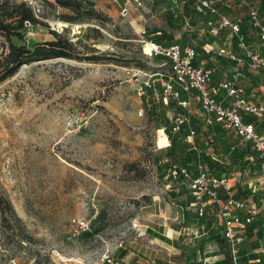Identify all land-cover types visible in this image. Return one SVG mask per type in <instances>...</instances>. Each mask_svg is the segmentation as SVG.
<instances>
[{
  "label": "rangeland",
  "instance_id": "374dc122",
  "mask_svg": "<svg viewBox=\"0 0 264 264\" xmlns=\"http://www.w3.org/2000/svg\"><path fill=\"white\" fill-rule=\"evenodd\" d=\"M16 1L43 23L27 24L24 41L16 44L52 41L56 31L82 57L106 60L26 65L0 84V192L14 211L6 220L0 215V264H146L160 257L157 243L166 240L165 231L194 223L191 196L171 165L194 174L197 158L187 131L167 134L186 112L164 93L169 66L147 55V44L162 31L198 48L199 61L225 66L216 68L219 81L248 89L244 98L254 103H264V69L235 70L230 51L244 55L236 37L229 30L211 37L204 12L195 5L186 17L180 0H82L96 15L74 23L63 21L72 12L54 0ZM213 1L221 15L242 17L250 48L264 58L248 16L260 1ZM189 110L192 119L202 116L196 103ZM250 119L264 135V117ZM196 130L201 162L224 171L216 154L234 159L239 139ZM257 174L255 167L246 179Z\"/></svg>",
  "mask_w": 264,
  "mask_h": 264
},
{
  "label": "built area",
  "instance_id": "2783aa9c",
  "mask_svg": "<svg viewBox=\"0 0 264 264\" xmlns=\"http://www.w3.org/2000/svg\"><path fill=\"white\" fill-rule=\"evenodd\" d=\"M198 1L201 9H207L213 17H218L216 20L210 18L206 22L207 33L210 36L218 37L223 31L229 30L236 37L237 46L244 55L237 57L230 51L229 58L235 62V70L239 71L241 67H247L256 72L263 70L264 58L250 48L243 31L242 17L231 19L221 15L213 0ZM177 2L178 0H174L175 4H178ZM248 16L264 48V21L261 20L259 10L249 7ZM147 47L149 50L147 55L163 57L169 66L168 73L163 76L161 83L164 93L177 100L186 112L184 115L178 114L175 117L172 132H178L183 126L189 127L190 150L198 153L196 175L176 164L171 165L170 170L182 176V181L195 199L192 206L200 217L204 216L209 205L217 207L218 216L224 225L223 236L229 248L231 263L240 264V246L246 236L245 229L252 223V217L256 212L248 209L244 201L235 199L229 177L213 175L201 162V154L194 141L196 131L190 128L192 117L189 109L196 103L205 117V125L211 126L213 123H218L224 130L238 138L240 145L245 148L249 146L257 156L260 173L264 179V135L259 132L255 123L250 122V118L264 117V103L246 100L244 95L249 90L242 89L230 81L214 85V70L208 68L204 62L195 64L198 53L193 46L183 47L180 44H174L161 47L150 41ZM181 95H184L186 99L182 101ZM244 211L249 216L245 219L239 214Z\"/></svg>",
  "mask_w": 264,
  "mask_h": 264
},
{
  "label": "crops",
  "instance_id": "0c3cea01",
  "mask_svg": "<svg viewBox=\"0 0 264 264\" xmlns=\"http://www.w3.org/2000/svg\"><path fill=\"white\" fill-rule=\"evenodd\" d=\"M198 8L203 12V10L199 6ZM211 18H213V16ZM196 62L199 63L204 61H199L197 55ZM213 65H217V64L209 63L206 66L214 70L213 83L214 85H216L220 82H223V81H219V77L218 74L216 73V70L218 69L222 71V68L225 66L219 65L218 67H215ZM181 99L185 100L186 97L184 95H181ZM173 122L174 121H172V124L169 128H166L167 134L181 135L183 131H187L189 135V127L187 126H183L180 128L178 132L173 133L172 132L174 126ZM199 127H201V129H203L204 132H206L208 135H214V136L225 135L227 137L232 135L226 130H224L222 126L219 125L218 123H213L211 126L205 125V117L203 115L200 118L194 117V119L191 120L190 128L195 130L196 134H197L196 128ZM167 134L165 133V135ZM227 137L223 139H227ZM234 148L235 147H232L233 152H234ZM250 151L252 150L250 149ZM216 156L219 159H221V161L219 160V162H221L220 165L225 166V168L223 169L224 171L218 168H214L213 170L210 171L204 165L206 169L215 176L229 177L232 183L231 191L235 199L244 201L247 204L248 209H252L256 212V214L252 217L253 218L252 223L250 225H247L245 229L246 236L243 243L240 246L239 263L264 264V211H261V209L264 208V179L262 178L260 173L259 161L257 159V156L255 154V157L246 158V160H248L249 162L244 164L242 168L240 167V170H238L239 167L235 164L229 165V160L232 159L229 155H226L224 157L223 154L222 155L216 154ZM253 163L256 164L252 166ZM220 165L218 166L220 167ZM255 167L259 174V175L257 174L258 178H256L255 180L252 179L247 180L246 178L250 176L249 172H252V170ZM185 168L188 169L187 167ZM216 169H218L219 172L215 173L214 171H216ZM190 172L193 174L192 171ZM196 174H197V163L195 167V173L193 175ZM185 186L188 189L187 185ZM246 191L250 194V198L248 199L246 195L243 194L246 193ZM261 204L262 207H260ZM190 210L194 213H197L194 210V208H192V205L190 206ZM239 214L244 219L249 217L246 211L240 212ZM223 231H224V225L222 219L218 216L217 207L209 205L205 210L204 216L200 217L198 222L194 223L191 227L183 229L182 232L173 230L171 228H169V230H166L165 235H163L165 236L166 240L159 241L157 243L158 246L163 251V255H161L160 257H155L154 259H149V261H145V263L146 264H232L229 248L226 240L224 239Z\"/></svg>",
  "mask_w": 264,
  "mask_h": 264
},
{
  "label": "trees",
  "instance_id": "16d2710c",
  "mask_svg": "<svg viewBox=\"0 0 264 264\" xmlns=\"http://www.w3.org/2000/svg\"><path fill=\"white\" fill-rule=\"evenodd\" d=\"M259 1V10H264V0ZM180 3L184 7V14L186 17L191 16V9L193 6H200L198 0H180ZM54 4L57 7L67 9L72 12V15L61 16L63 21L67 23L81 22L85 18H92V16L96 15V12L91 10L93 4L88 1L54 0ZM202 10L206 19L212 17L211 13L207 9ZM27 24L38 26L43 23L36 17L32 7H30L26 2L18 3L16 0H0V37L2 38V40H0V84L14 76L23 66L26 65L57 59L78 61L87 60L94 63L106 60V57L96 54L88 57H82L81 51L77 49L74 42H72L64 34L56 31H51V35L54 37V40L52 41L33 44H16L14 40L24 41ZM155 33L156 34L152 41L161 47H168L174 44H180L183 47L188 46L177 42L172 36L163 33L162 31H156ZM206 52L209 54V51ZM208 54L206 55L205 53V57L207 59H209ZM158 58L163 59V57ZM197 63L198 62H195V64ZM261 82L263 81L261 80ZM250 122H252V119H250ZM190 152H192V155L198 160V153L193 150H190ZM234 156L235 158L233 160H229V165L235 164L239 167L238 170H240V167L242 168L244 164L249 162L246 158L255 157V153L250 151L249 146L244 148L243 146L237 145V147L234 148ZM174 174L179 176L182 180L180 173ZM189 195L191 196L190 204L192 205L195 199L190 191ZM172 196L177 197L175 193H172ZM10 212H14L12 205L10 201L7 200L0 192V215L4 220H6L7 214ZM199 218V214L194 213V223H196ZM94 233L95 231H90L87 234L91 236L94 235ZM126 254L127 251H124L123 256Z\"/></svg>",
  "mask_w": 264,
  "mask_h": 264
},
{
  "label": "bare ground",
  "instance_id": "6f19581e",
  "mask_svg": "<svg viewBox=\"0 0 264 264\" xmlns=\"http://www.w3.org/2000/svg\"><path fill=\"white\" fill-rule=\"evenodd\" d=\"M149 51V50H148Z\"/></svg>",
  "mask_w": 264,
  "mask_h": 264
}]
</instances>
